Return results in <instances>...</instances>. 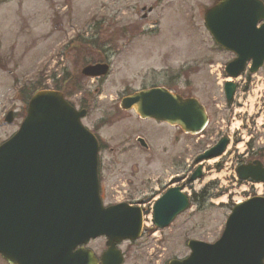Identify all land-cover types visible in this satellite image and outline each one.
I'll return each mask as SVG.
<instances>
[{
	"label": "rangeland",
	"instance_id": "374dc122",
	"mask_svg": "<svg viewBox=\"0 0 264 264\" xmlns=\"http://www.w3.org/2000/svg\"><path fill=\"white\" fill-rule=\"evenodd\" d=\"M213 3L214 0H0V144L18 130L25 111L22 95L17 93L19 88L31 83L38 86L40 81L42 86L54 89L50 76L55 72L59 78L66 71H79L86 55H103L112 63L101 93L94 94L97 79L83 82L91 97L109 104L124 91L141 87L140 73L150 64L145 61L149 54L155 58L165 53L168 64L174 66L199 63V72L189 74L192 83L183 88L185 93L191 91L201 99L210 120L201 134L182 138L184 183L196 167V155L223 136L229 138V145L219 158L204 163L203 177L184 191L192 196L211 185L213 193L219 195L203 205L191 203L190 209L165 229L153 225L152 202L142 205L146 210L144 227L149 231L136 242L121 245L126 251L125 264H168L172 259L188 257V240L217 241L231 205L255 195L251 183L238 181L236 167L264 141V67L249 83L245 74L234 79L238 88L232 106H228L223 86L229 79L224 68L234 55L220 49L204 25V11ZM143 7L154 8L146 19H142ZM78 33L83 37L66 47ZM82 41H89L90 45L83 47ZM116 47H122L126 67L120 66L114 55ZM10 108L16 112L12 124L2 117ZM93 112L97 118L98 113L95 109ZM125 122L119 121L101 132L113 148H130L123 134ZM173 133L169 129L167 138H172ZM167 148L166 154L153 158L149 168L134 169L127 163L116 172L105 171L103 185L109 188L117 181L119 197L128 189L135 190L138 198L149 196L145 183L154 188L156 182L175 174L169 163L175 146L171 147L169 142ZM104 247L102 239L90 243L97 254Z\"/></svg>",
	"mask_w": 264,
	"mask_h": 264
},
{
	"label": "water",
	"instance_id": "95a60500",
	"mask_svg": "<svg viewBox=\"0 0 264 264\" xmlns=\"http://www.w3.org/2000/svg\"><path fill=\"white\" fill-rule=\"evenodd\" d=\"M205 25L217 45L236 57L225 73L236 78L249 61L248 80L264 65V3L261 0H217L206 10ZM262 24L258 27L259 23ZM107 64L86 66L88 77L106 75ZM229 104L234 82L224 84ZM123 109H134L143 118L179 125L185 133L201 132L207 122L206 109L195 98H182L164 89L146 90L122 100ZM85 111H77L55 90L36 92L28 104L19 130L0 145V213L7 221L17 219L18 231L29 238L40 229H63L72 238V248L83 241L105 235L106 260L121 262L116 243L140 237L143 213L139 207L117 204L104 207L99 191L98 141L81 123ZM8 122L12 121L11 114ZM227 138L196 158V162L219 156ZM258 162L237 168L241 179L264 181ZM199 166L190 177L202 176ZM181 187L170 189L153 208L159 228L189 207ZM147 229L144 230L146 232ZM191 254L169 264H264V197L255 196L236 205L224 231L215 243L190 240ZM88 264H96L91 251Z\"/></svg>",
	"mask_w": 264,
	"mask_h": 264
},
{
	"label": "flooded vegetation",
	"instance_id": "af4514ba",
	"mask_svg": "<svg viewBox=\"0 0 264 264\" xmlns=\"http://www.w3.org/2000/svg\"><path fill=\"white\" fill-rule=\"evenodd\" d=\"M114 48V45H113ZM122 47H116L117 53L114 55L118 58L119 64L122 67L127 66L125 58H122L125 54L121 53ZM153 54H149L145 61L149 62L141 74H143L141 87L139 90L153 89V88H165L172 93H180L181 95L191 96L193 92L185 93L183 88L184 84L190 80L189 74L187 75L184 71V67L181 65H188L187 72H191V76L199 72V63L195 62H183L180 66H174L168 64V58L165 53H161L157 57H151ZM103 58V55H100ZM107 62L109 59L104 58ZM109 63V62H108ZM112 65V63H109ZM121 64H126L121 65ZM139 65V64H138ZM141 68H139L140 70ZM139 70L137 72H139ZM75 74L78 77V72ZM72 74H69L71 76ZM71 78V77H70ZM54 79V78H53ZM73 79V80H72ZM90 78L72 77L71 80L67 81L66 86L69 85L71 90L74 88L83 87V82L90 81ZM104 78L97 79V87L94 90V94L102 92L104 85ZM95 81V80H94ZM78 84V85H76ZM136 90L130 92L124 91L122 94L117 95L111 104L103 100L98 102L95 98L90 95H75L69 99L78 104V108L86 110V115L83 117V123L93 131L99 141V178L101 186V197L106 205L128 203L130 205H144L145 203H154L156 199L161 197L169 189L186 186L184 184L183 177V130L177 126H171L167 123L159 122L155 119H143L134 110H123L120 107L121 99L129 94L134 93ZM21 93V91H20ZM93 94V95H94ZM23 100V99H22ZM98 113V117H94L93 110ZM6 109L2 116L6 114ZM13 111V115L15 116ZM24 112L22 113V117ZM15 118V117H14ZM119 121H126L124 128V135L129 140L128 149L113 148L110 145V140L104 138L101 134L107 127H111ZM174 131L171 135L172 138H167L168 130ZM164 133V136L162 134ZM138 134L137 137L132 138L133 135ZM142 139L143 141H141ZM170 142V146H175V153L170 158V167L175 168V174L172 175L168 180L156 182V186L151 187L150 183H145L144 186L150 189V195L144 198H138L135 190L128 189L124 191V195L119 197L116 195L120 193L118 190L119 184L117 181L113 182V185L106 188L103 185L105 179L104 172H116V169L123 168L127 163L130 164L134 169L151 167L153 158L159 154H166L168 152L167 145ZM261 163L264 169V141L258 146L256 150V159ZM246 161V163L253 162ZM179 170V171H178ZM178 171V172H177ZM121 172V171H119ZM121 181L119 179L118 183ZM261 184V195L264 196V182H258ZM1 209V207H0ZM106 240H104L105 245ZM88 248L89 244L87 241L80 243L75 248H71L70 240H67L65 232L63 230H40L36 236V241L33 245L32 250L28 251V246L24 242L23 232L18 231L17 223H8L7 218L0 213V264H88ZM104 247L99 254L96 252L98 264H113L105 263L101 257L106 251ZM124 255V253H123ZM126 257V254L124 255ZM125 264V263H124Z\"/></svg>",
	"mask_w": 264,
	"mask_h": 264
},
{
	"label": "trees",
	"instance_id": "16d2710c",
	"mask_svg": "<svg viewBox=\"0 0 264 264\" xmlns=\"http://www.w3.org/2000/svg\"><path fill=\"white\" fill-rule=\"evenodd\" d=\"M65 81H66V79H65V75H64L59 81L55 82V88L62 90L65 94H67L69 92V90H68V88L65 87ZM212 196H213V194H210L208 192V188H206V189L202 190L200 193L194 195V201H195V203L204 204Z\"/></svg>",
	"mask_w": 264,
	"mask_h": 264
},
{
	"label": "bare ground",
	"instance_id": "6f19581e",
	"mask_svg": "<svg viewBox=\"0 0 264 264\" xmlns=\"http://www.w3.org/2000/svg\"><path fill=\"white\" fill-rule=\"evenodd\" d=\"M257 93H258V92H257V91H255V97H256Z\"/></svg>",
	"mask_w": 264,
	"mask_h": 264
}]
</instances>
